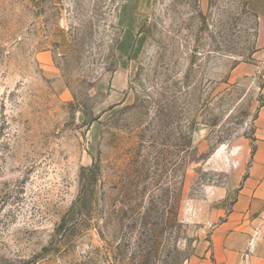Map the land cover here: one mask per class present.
I'll return each instance as SVG.
<instances>
[{"label": "rangeland", "instance_id": "374dc122", "mask_svg": "<svg viewBox=\"0 0 264 264\" xmlns=\"http://www.w3.org/2000/svg\"><path fill=\"white\" fill-rule=\"evenodd\" d=\"M123 1L0 0V264H102L97 232H158L189 260L236 199L263 102L256 16L152 0L128 34ZM92 165L95 214L74 216Z\"/></svg>", "mask_w": 264, "mask_h": 264}, {"label": "crops", "instance_id": "0c3cea01", "mask_svg": "<svg viewBox=\"0 0 264 264\" xmlns=\"http://www.w3.org/2000/svg\"><path fill=\"white\" fill-rule=\"evenodd\" d=\"M152 0H124L122 18L129 33L144 23ZM258 20V37L264 40V0H245ZM257 69V67H255ZM263 102L255 121L254 151L245 177L226 218L210 235L208 248L184 264H264V75Z\"/></svg>", "mask_w": 264, "mask_h": 264}, {"label": "trees", "instance_id": "16d2710c", "mask_svg": "<svg viewBox=\"0 0 264 264\" xmlns=\"http://www.w3.org/2000/svg\"><path fill=\"white\" fill-rule=\"evenodd\" d=\"M100 177L101 169L99 165L82 169L79 176L80 191L70 208L72 215L82 216L85 213L88 218L95 214V205L98 203L95 196ZM75 233L72 232L70 235ZM128 235L120 232L119 236L113 234L112 239L106 241L102 232H97L102 246L95 248L86 259L89 263L97 259L102 264H183L187 261V258L182 257L176 248L161 251L158 245L164 242L165 239L158 232L140 234L142 245H136L135 247L130 243L131 237ZM91 255H95L96 258L92 260Z\"/></svg>", "mask_w": 264, "mask_h": 264}]
</instances>
